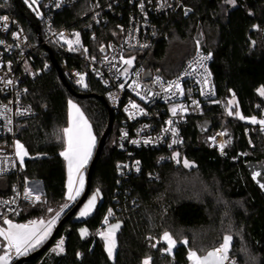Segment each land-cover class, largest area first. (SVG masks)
Returning a JSON list of instances; mask_svg holds the SVG:
<instances>
[{
	"label": "trees",
	"instance_id": "trees-1",
	"mask_svg": "<svg viewBox=\"0 0 264 264\" xmlns=\"http://www.w3.org/2000/svg\"><path fill=\"white\" fill-rule=\"evenodd\" d=\"M95 1L80 0L55 13L54 25L82 29L91 20V4ZM126 1L118 7L122 18L112 16L110 24L82 29L86 45L93 47L97 43L91 37L93 32L106 40L113 27L126 24V15L133 8ZM0 2L23 22L31 39L37 42L14 0ZM190 7L188 17L176 12L157 20L160 35L140 55L139 62L148 71L175 75L199 48L196 34L201 27L203 49L212 54L211 73L226 90L234 87L237 92L234 116L222 119L208 111L206 119L191 120L185 125L184 148L172 152L140 149L129 156L116 146L119 115L114 113L112 134L93 169L88 198L97 190L100 193L94 212L76 219L81 206L60 227L47 251L22 264H143L149 258L150 264H193L190 252L203 256L218 248L225 235L233 238L229 256L238 264H264V193L244 166L250 160H264V138L254 149L246 134L249 124L235 115L240 110L245 118L264 120V97L258 92L264 87V0H236L235 5L226 0H199L192 1ZM176 42L183 50L174 55ZM52 53L60 66L80 65L78 57L54 49ZM34 56L36 76L26 82V101L35 115L22 121L18 133L28 153L20 176L42 182L44 203L24 206L15 218L19 222L45 218L49 209L60 210L68 201L67 163L60 153L65 148L63 129L69 125V101L81 106L97 138L86 172L109 122L108 110L100 99L78 98L66 86L47 47H39ZM68 82L77 92L106 96L103 84L93 78L86 88ZM219 128L226 131L228 138L225 153L212 149L207 141ZM255 136L251 131L252 141ZM174 153H179V163L173 159ZM185 159L191 167H184ZM128 160L139 162L140 171L123 173L119 164ZM15 179L16 175L0 176V195L11 192ZM107 219L109 223L121 221L114 259L109 257L99 235ZM82 229L87 230L86 236H81ZM165 232L177 243L173 254L167 252L168 245L161 240ZM64 236V251L53 252L51 248Z\"/></svg>",
	"mask_w": 264,
	"mask_h": 264
},
{
	"label": "built area",
	"instance_id": "built-area-1",
	"mask_svg": "<svg viewBox=\"0 0 264 264\" xmlns=\"http://www.w3.org/2000/svg\"><path fill=\"white\" fill-rule=\"evenodd\" d=\"M78 1L80 0H43V18H38L41 40L37 37V42L31 39L23 22L11 13L6 4L0 2V17H8L6 22L0 21V41H3L0 43V176L16 175L11 192L0 195V228L5 229L7 226L5 219L17 218L24 206L35 207L44 203V190L40 189L43 187L42 182L20 176L26 157L21 165L16 155V142L22 145L18 138L21 123L35 115L33 107L26 101V82L36 76L33 62L39 47H49L52 51L54 49L55 52H64L79 58V66H70L67 63L61 65L68 80L82 88L86 87L77 83L80 76L84 77L87 87L92 78L103 84L106 89L105 98L115 115H119L116 146L129 156L140 149H168L172 152L184 148L185 125L191 120L206 119L208 111L217 118H232V115H228L229 101L236 98L237 92L234 87L226 90L221 82L215 80L209 69L212 60L210 52L199 47L173 76H166L159 71H148L139 62L140 55L147 52L160 35L161 29L157 20L176 12L185 13L186 9H191L192 1L199 0H128L126 2L133 8L126 15V24L113 27L106 40L101 37L99 39L98 34L93 32L91 37L93 41H97L93 47L85 44L82 29L110 24L112 16L122 18L123 12L118 7L124 0L92 2L91 20L82 29L55 26L52 19L55 13ZM57 3L60 7H56ZM5 23L7 28L4 27ZM76 33H79V44L75 43ZM66 41L73 43L69 45ZM70 47L73 50L70 51ZM209 56L208 59H202ZM130 58H134L133 63L130 66L124 64L123 61ZM125 69L127 75H124ZM205 79L208 80L207 85L204 83ZM9 80L12 83H8ZM176 84H179L183 94L177 90ZM121 85L124 87L121 88ZM194 101L197 103H193ZM133 103L139 108L133 109ZM181 105L186 111L179 110ZM234 106L235 104L231 105V110ZM173 107L178 108L176 116L172 115ZM129 113L134 115L130 116ZM169 120L173 121L172 125L167 123ZM257 126L249 124L246 132L252 147L255 142L251 140L249 133L257 132ZM170 127L176 129V137L172 136L171 131H164ZM173 139L180 142L173 144ZM145 140L151 142L145 144ZM207 141L219 153H222L220 145L224 144L225 153L228 142L223 128L213 131ZM119 165L123 173L140 171L137 161L128 160ZM29 189L32 190V197H26ZM36 195L40 196L39 201L35 200ZM105 224H109L108 219ZM62 239L65 242L67 237ZM5 243L0 237V255L4 254ZM21 256H17L13 250L10 264L15 263ZM229 259L238 264L230 256Z\"/></svg>",
	"mask_w": 264,
	"mask_h": 264
},
{
	"label": "snow or ice",
	"instance_id": "snow-or-ice-1",
	"mask_svg": "<svg viewBox=\"0 0 264 264\" xmlns=\"http://www.w3.org/2000/svg\"><path fill=\"white\" fill-rule=\"evenodd\" d=\"M27 3L28 0H25ZM227 3L235 5L236 0H226ZM36 3V0H31V3L29 4V7H31L33 4ZM56 7H60V4L57 3ZM141 8H143V5H141ZM8 17L3 16L0 17V21H7ZM5 28H7V24L4 25ZM17 35V34H14ZM76 41L75 43L79 44V33H76ZM0 43H3V41H0ZM69 45H71L72 41H66ZM69 50H73L71 47ZM85 51H87L85 49ZM209 57H204L202 59H208ZM123 59V58H122ZM134 58H130L127 60H124V64L131 65L133 63ZM124 75H127V69L124 70ZM8 83H12V81H8ZM77 83L87 87L84 81V77L80 76V79L77 81ZM205 85L208 84V80L205 79L204 81ZM124 85H121V88H123ZM175 87L178 91H180L181 94H183L182 89H180L179 84H176ZM259 95L264 97V87H261L259 90ZM203 94V92H202ZM197 103V102H193ZM234 103V101H229V108H228V115H233V112L231 110V105ZM69 106L71 109L75 111L77 114L75 118H73L70 121L69 127L63 129L64 134V143L65 148L60 153L61 156L64 157V159L67 161V167H68V185H67V199L69 201H74L76 197L80 195V193L83 190L84 187V178L83 174L81 172V169L85 167V165L88 163L92 148L95 146V137L91 133V128L88 125L87 121L84 119L83 114L79 111L77 106L73 104L71 101H69ZM131 107L133 109H138L139 106L136 104H132ZM180 111H186V109L181 105L179 107ZM127 111V109H126ZM141 112H143V109H140ZM178 111V108L173 107L171 109L172 115L176 116ZM130 116H133V113H129ZM236 116H238L240 119H245L244 116H242L238 111L235 113ZM251 123L256 124L259 123L261 125H264V120H257L255 117L251 118ZM169 125H172L173 121L169 120L167 122ZM10 130V129H9ZM165 132L171 131V134L173 137L177 136V131L175 128H167L164 130ZM126 135V134H125ZM214 140V138H213ZM150 140H145L144 143H150ZM180 141L173 139L172 143H178ZM132 143L138 144L139 141H132ZM171 146V145H170ZM225 145H220V150L223 153ZM16 155L20 160L21 165H23L24 157L27 155V151L24 149L23 145H21L18 141L16 142ZM179 153H174L173 159H177V163H179ZM139 164V162H137ZM184 167L188 168L192 165L188 160L183 161ZM261 172H254L253 173V179H257L258 177H261ZM77 178H78V186H77ZM260 183V181H257ZM260 187L264 189V183H260ZM99 190L88 200V203L83 207V209L80 210V216H87L91 210L95 207L96 199L99 196ZM33 193L32 190L29 189L26 192V197H32ZM35 200L39 201L40 196L36 195ZM14 202V201H13ZM64 208H67L68 205L65 204L63 206ZM63 210V209H62ZM49 211H52L49 209ZM111 210H109V215H111ZM60 213H56V217L52 220L48 221L47 223L43 220L40 221H32L27 225L23 224H14L11 220L5 219L4 223L8 226L6 229L0 228V237L3 238V240L6 242L3 246L4 248V254L0 255V264H10L11 260V253L14 250L17 256L26 255L30 250L35 249L40 244L44 242L45 239L50 235L52 231V226L55 224L56 218H58ZM120 225L114 224L111 225L107 232H101L99 235L101 238L105 241L106 250L108 252L109 257H112L114 249L116 247V241H115V233L119 229ZM87 230L82 229L81 230V236H86ZM162 239L167 242L168 248L167 251L171 252L173 247L176 245V241L172 238V236L165 232L163 234ZM232 236L231 235H225L223 237V243L213 251L208 252V254L204 257H199L195 252H190L189 259L194 260L195 264H234V262H231L229 259V252L231 248V242H232ZM63 244L64 241L61 239L56 249H53V251L63 252ZM155 247V245H153ZM143 264H150V258L145 259Z\"/></svg>",
	"mask_w": 264,
	"mask_h": 264
},
{
	"label": "water",
	"instance_id": "water-1",
	"mask_svg": "<svg viewBox=\"0 0 264 264\" xmlns=\"http://www.w3.org/2000/svg\"><path fill=\"white\" fill-rule=\"evenodd\" d=\"M14 2L18 6V8L20 9L21 15L25 19L28 20L31 28L33 29V31L37 35L38 39L41 40V25H40L38 17L27 6H25V4L22 0H14ZM190 14H191V9H186L185 10V17H188ZM200 33H201V27H198L197 34H196V38H197L196 41L199 42L200 49H203L204 46H203L202 36ZM47 49L50 52L51 59L55 65L62 81L71 90V92L78 98L84 99L87 97H95L97 99H100L105 104V106L108 110L109 122H108L106 130L104 131L102 137L99 140L97 150H96L95 155H94V157L91 161V164L88 168L87 177H86V186L87 187H85V190H84L82 196L80 197V199L73 206V208H71L69 210V212H67L65 215H63L62 219L57 224V226H56L53 234L51 235V237L40 248H38L37 250H34L33 252H31V253L23 256V257H21L14 264H22L26 261L38 259L45 251H47L51 247V245L55 241L57 232L60 229V227L67 220H69L72 216H74V214H76V212L79 210V208L82 206V204L88 199V196H89L90 191H91L93 169H94V167H95V165H96V163L100 157L102 150L106 146V143H107L109 137L112 134L114 119H115L114 115H113L114 111L110 107L107 99L103 95L95 94V93L84 94V92L80 93V92H77L73 89L72 85L68 82L60 64L58 63V61L54 57L51 48L47 47ZM209 128H211V125L209 126ZM244 166H245L249 176L251 177V180H253L254 184L262 191V193H264V189H262L260 187V183H264V175H262L261 177H258L257 179H253V173L254 172L258 171V172H261L262 174H264V160H260V161L250 160V161H247ZM258 180L260 181V183L257 182Z\"/></svg>",
	"mask_w": 264,
	"mask_h": 264
},
{
	"label": "rangeland",
	"instance_id": "rangeland-1",
	"mask_svg": "<svg viewBox=\"0 0 264 264\" xmlns=\"http://www.w3.org/2000/svg\"><path fill=\"white\" fill-rule=\"evenodd\" d=\"M43 0H36V3L35 4H33L31 7H29V4L31 3V0H28V2L26 3L25 2V0H23V2L26 4L25 6H27L34 14H36V16L39 18V19H41V18H43V8H42V4H41V2H42ZM177 44V45H176ZM182 51L183 50V48H182V46H181V44L180 43H175V46L173 47V52H175V54L174 55H176V52H178V51ZM181 55V54H180ZM232 101H234V103L233 104H236V98H233L232 99ZM76 104H77V102H76ZM78 106H77V108L79 109V111L83 114V110H82V108H81V106L79 105V104H77ZM232 112H233V115H232V117L234 116V108L232 109ZM238 112L240 113V110H238ZM241 114V113H240ZM76 113H75V111L73 110V109H71L70 108V121L73 119V118H75L76 117ZM83 117H84V119L86 120V118H85V116L83 115ZM230 119V118H229ZM258 121L260 120V119H258V118H256ZM243 121H245L246 123H248V124H253V123H251L250 121H251V118H245V119H242ZM87 121V120H86ZM88 123V122H87ZM88 125H89V123H88ZM254 125H258L257 126V128H256V131L257 132H255L254 133V131H252L256 136V139L253 141V142H255L254 144H255V146H254V149H255V147H257L260 143H261V141L263 140V138H264V136L262 135V133H264V125H261V124H259V123H256V124H254ZM90 126V125H89ZM69 127V126H68ZM251 132V131H250ZM226 138H227V136H226ZM227 142H228V138H227ZM26 158L28 157V153H27V155L25 156ZM24 157V158H25ZM191 164V163H190ZM40 189H44L43 187L42 188H40ZM84 190H85V187H84V189L82 190V192L80 193V195L78 196V197H76V199L74 200V201H67V205H68V207L67 208H61L60 210H52V211H49L48 210V212H47V214H46V217L45 218H37V219H33L32 218V220H30V221H28V222H19V221H15V218L14 219H12L11 221L14 223V224H23V225H27V224H29L30 222H32V221H40V220H43V221H45L46 223L48 222V221H50V220H52L53 218H55L56 217V213H60V215H59V217L58 218H56V221H55V224L52 226V231H51V233H50V235L47 237V239H45L44 240V242L42 243V244H40L38 247H36L35 249H33V250H30L27 254H29V253H31V252H33L34 250H37L38 248H40L50 237H51V235L53 234V232H54V230H55V228H56V226H57V224L59 223V221L61 220V218L63 217L62 215H64V213L75 203H77V201L80 199V197L82 196V194H83V192H84ZM96 192H94L89 198H88V200L95 194ZM88 200H86L85 202H84V204L82 205V207L80 208V210L81 209H83V207L88 203ZM98 201H99V196L97 197V199H96V203H95V207L91 210V212L87 215V216H83V217H81L80 216V210L78 211V213H77V216H76V219H83V218H86V217H88L89 215H91L93 212H94V210H95V208H96V206H97V204H98ZM240 203H238V205H239ZM63 209V210H62ZM119 224L120 226H121V221H119V220H116V221H113V222H111V223H109V224H107L106 225V227H104V229H103V231L102 232H107V230H108V228L111 226V225H114V224ZM8 226H6L5 227V229L7 228ZM120 228V227H119ZM119 230V229H118ZM239 236H241V238H243V236L241 235V234H238ZM116 237H117V231H116V233H115V241H116ZM161 240H163V239H161ZM175 240V239H174ZM164 241V240H163ZM165 243H167L166 241H164ZM104 243H105V241H104ZM57 244H58V242H57ZM57 244L54 246V247H52L51 248V250L53 251V249H56V246H57ZM176 245H177V243H176ZM176 245H175V247H176ZM106 247V246H105ZM175 247H173V249H172V251L171 252H169V251H167L168 253H170V254H173V252H174V250H175ZM116 248H117V243H116V247H115V249H114V252H113V255H112V257H110L111 259H114L115 258V255H116ZM168 248V247H167ZM245 249V248H244ZM107 251V250H106ZM244 251H246V249L244 250ZM53 252H57V253H61V252H58V251H53ZM108 253V252H107ZM26 254V255H27ZM23 256H25V255H22L21 257H23ZM198 256V255H197ZM200 257V256H199ZM191 261H192V263L193 264H195V262H194V260H192L191 259ZM253 262H255V261H251V263H253Z\"/></svg>",
	"mask_w": 264,
	"mask_h": 264
},
{
	"label": "crops",
	"instance_id": "crops-1",
	"mask_svg": "<svg viewBox=\"0 0 264 264\" xmlns=\"http://www.w3.org/2000/svg\"><path fill=\"white\" fill-rule=\"evenodd\" d=\"M73 104H75L76 106H78L77 104H76V102H72ZM79 107V106H78ZM83 115L85 116V118H86V120H87V122L89 123V125H90V128H91V133H92V135L95 137V146L92 148V153H91V157H90V159H89V161H88V163L85 165V167L84 168H82L81 169V172H82V174H83V178H84V187H87L86 186V177H87V172H86V168H87V165L89 164V162H90V160H91V158H92V156H93V154H94V150H95V147H96V143H97V138H96V135H95V133H94V130H93V128H92V125H91V123L89 122V120L87 119V117H86V115L84 114V112H83ZM69 125H70V106H69ZM68 125V126H69ZM66 163H67V161H66ZM67 185H68V179H69V175H68V167H67ZM77 186H78V178H77ZM84 187H83V189H84ZM68 190V189H67ZM231 245H232V242H231ZM64 249V248H63ZM214 250V249H213ZM213 250H211V251H213ZM64 251V250H63ZM230 251H231V248H230ZM208 252H210V251H208ZM208 254V253H207ZM207 254H205V255H203V256H200V257H204V256H206ZM229 254H230V252H229Z\"/></svg>",
	"mask_w": 264,
	"mask_h": 264
},
{
	"label": "bare ground",
	"instance_id": "bare-ground-1",
	"mask_svg": "<svg viewBox=\"0 0 264 264\" xmlns=\"http://www.w3.org/2000/svg\"><path fill=\"white\" fill-rule=\"evenodd\" d=\"M249 134H250V138H251V132Z\"/></svg>",
	"mask_w": 264,
	"mask_h": 264
}]
</instances>
